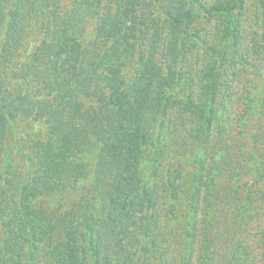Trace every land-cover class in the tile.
<instances>
[{
    "label": "trees",
    "instance_id": "obj_1",
    "mask_svg": "<svg viewBox=\"0 0 264 264\" xmlns=\"http://www.w3.org/2000/svg\"><path fill=\"white\" fill-rule=\"evenodd\" d=\"M188 2L72 0L66 8L64 0H0V232L6 235L0 239V264H152L153 250L159 247L160 210L172 219L182 218L185 213L179 206L184 201V234L172 247L160 246L159 264H195L197 210L203 195L214 194L207 200L210 205L225 199L227 220L249 212V188L264 179L258 142L262 135L250 132L249 147L244 145L242 151L246 157L239 165L229 152L209 154L208 145L219 115L217 94L229 85L224 63L236 55L231 49L229 59L227 47L238 44V17L247 0H215L209 8V15L220 20L215 37L220 36L221 47L207 48L213 52L207 58L204 51L206 60L196 80L214 94L207 109L192 95L178 100L171 93L189 81L179 65L193 47V41L186 46L195 18L194 9L185 7ZM258 2L264 12V0ZM151 5L161 8L164 18H157ZM36 36H41L36 51L24 54L22 49H28ZM132 62L136 75L128 83L124 68ZM240 72L232 73L231 79L241 80ZM256 88L243 99L244 125L264 117L263 104L255 101L262 87ZM85 98L100 104L85 107ZM176 105L181 108L177 124L167 117ZM205 113L210 114L207 124L202 121ZM21 117L49 124L46 140H35L33 151L24 153L38 165L25 175L10 162L7 142L11 125ZM181 127L187 139L179 144ZM204 143L208 146L199 147ZM95 145L96 164L90 171L81 154ZM176 145L179 150L169 157ZM148 148L152 158L145 156ZM208 156L210 161L219 159L212 170L205 168ZM165 158H171L173 167L161 179ZM188 166L196 169L184 170ZM228 173L248 187L241 196V211L230 206L227 196L232 191L221 194L219 189V177ZM250 174L253 179H247ZM80 183L83 194L72 209L42 205L41 197L79 189ZM258 190L259 198L264 196V188ZM261 214L256 217L259 224ZM229 233L218 230L213 239L218 248L199 255V260L264 264V252L259 255L242 240L233 246Z\"/></svg>",
    "mask_w": 264,
    "mask_h": 264
},
{
    "label": "rangeland",
    "instance_id": "obj_2",
    "mask_svg": "<svg viewBox=\"0 0 264 264\" xmlns=\"http://www.w3.org/2000/svg\"><path fill=\"white\" fill-rule=\"evenodd\" d=\"M189 1L190 2H188L185 7H191L194 9L193 13L195 18L188 29L187 42H189V44L186 46L188 49V47L191 46L190 43L193 41V47L186 51L188 56H184L185 59L181 60L179 63L182 71L185 73L183 79H188L189 81H183L179 88L173 87L171 93L173 94L172 97L178 100H186L188 96L192 95L195 102L200 103L202 109H207L210 105V101H212L211 97L212 95L214 96V94H209L207 89L204 85H201V83L198 82L196 84V80H198V77L201 74L203 62L209 54H213V52L207 48L214 45L215 49L213 50L215 51L218 50L216 46L221 47L219 41L220 36L215 37V27L220 25V20L217 17H211L208 13L211 4L215 0ZM71 2L72 0H64L65 7L71 8ZM149 9L157 15V18H164L165 14L161 8L159 9V7L151 5ZM242 12V15L238 17L240 19H238L240 22L238 44L236 47L232 44L227 47V49H229V59H231V51H234L231 49H236V55H234L235 57L233 56L234 60L231 59L232 61L230 63L223 62L225 73L227 75L226 82L229 83V85L227 87L224 85L225 87L221 88L217 94L216 98L218 100L217 107L219 109V115L217 121H215L212 126L213 133L212 137L209 138L208 143L210 147L209 154H213L217 150H219L222 155L229 152L230 156L232 155V161L236 160L235 163H237V165H239V161H242L244 157H246V153H242V151L245 146L249 147L248 144L251 138V131L252 135H258V137L262 135L258 139V142L260 143V156L264 158V117L262 116V120L259 121L258 116H256L248 125H244L241 120V116L244 117L246 112L243 99L246 95H250L251 90L249 89L256 92L258 90L256 87H262L261 94L256 97L255 101H258L260 104L262 103L264 107V12L262 7H260L258 0H247L246 7ZM154 32L155 30L153 29L150 32V36H152ZM90 34L92 36V33ZM40 40L41 36H36L28 46V49H22L23 53H29L32 55L36 51V47L40 43ZM144 47L146 48L147 45L144 44L143 49ZM204 51L206 53L205 59L202 57ZM237 70L241 71L240 82L238 80H232L230 76ZM124 73L127 82L132 83L136 75V64L134 62L130 63L124 68ZM249 82L254 83V86L250 85ZM83 103L85 107H96L100 104L99 101L94 98H85L83 99ZM248 109L250 110V107H248L247 110ZM180 115L181 108L179 105H176L175 110L167 113L168 119L172 122L176 121V124L179 122ZM209 116V113H205L202 121L207 124ZM220 121L225 125L218 128L216 122ZM202 126L203 125H201V127ZM180 130L182 131V135L178 138L179 144H181L183 139H187L184 132L185 129L181 127ZM204 132L207 133V128ZM48 133L49 124L45 120L32 117H21L11 125L10 135L7 142L12 151L10 162H12L16 170H19V172L25 175L33 169V166L38 167L36 163L33 165V163L29 162L25 154H29L33 151L32 143L35 140H46ZM204 144L205 145L199 147H205L207 145L206 143ZM176 148L179 150L180 146L176 145L173 148L176 151L169 154V157H174L175 152H177ZM241 148L242 150H240ZM97 153L98 146L95 145L89 148L84 154H81V157L86 159L85 162L90 171L94 169V165L96 164ZM180 154H182V152ZM153 155V152L149 148L145 150V156L152 158ZM218 160L215 162L210 161V156H208L205 168L208 166V168L212 170ZM220 160L222 161V158ZM171 163V158H165L161 170V179L166 177L167 173H169V167H173ZM195 169L196 167L194 166H188L184 170L194 171ZM204 176H207V174L204 173ZM253 178L254 177L251 174L247 177V179ZM237 179V176L234 179H230L229 173L227 175L222 174L218 179V183L221 194H224L225 191H232V193L227 196L228 201L231 200L230 206L237 209L236 211H241V196L246 192L248 187H241V185H239L241 182L238 181L239 183H237ZM260 181L261 182L257 187L249 188L250 190L248 194L251 196L250 210L245 216L241 215L236 218L229 217L227 220L225 199L223 201H218L216 199L214 200V203L210 205L207 200H211V196L214 194H207V198L204 197L205 195L202 196L201 206L199 205L197 210L200 220L198 222L199 230L196 233L195 264H207L205 260H199V255L202 257L207 255L208 250L213 249L212 251H215L218 248V245H216L217 243L215 244L213 242L214 236L218 230H224L227 233L230 232L229 234L232 238L231 244L233 246L238 245L239 241L242 240L249 243L253 251H256L259 255L264 252V235L262 234L264 230V196H260L259 198L257 195V192L259 191L258 189L264 188V179H260ZM79 185V189L72 188L58 193L57 195H46L41 197L42 205L48 209L52 207L54 209H60V211L72 209L81 200V195L83 194L81 183ZM91 186L92 184H90V182L87 183V187ZM234 192L237 193L235 196H233ZM184 202L179 206L180 210L185 213L182 218L178 217L177 219L176 217V219H172L170 218L172 216L167 214L166 210H160L162 212V221L161 226L157 229L159 247L153 250L155 257L153 258L152 264H159V259H162L160 256V246H162V244L165 246L169 244L172 247L175 244V239L181 234V237L183 236L185 225L182 220L186 218L187 213V204ZM209 213L210 216L208 215ZM260 213H262L261 215L263 216V219L259 224L256 217L257 215H260ZM220 217L226 220L222 224L217 220ZM5 237V232L1 230L0 239L2 240ZM190 243L191 242L186 244V242H184L186 245H189ZM192 247L194 248V246ZM207 247L210 248L207 249ZM175 254L179 255L180 253L175 252Z\"/></svg>",
    "mask_w": 264,
    "mask_h": 264
}]
</instances>
